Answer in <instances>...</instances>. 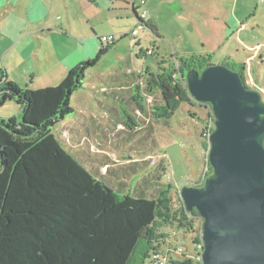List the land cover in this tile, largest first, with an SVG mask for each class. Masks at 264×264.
I'll use <instances>...</instances> for the list:
<instances>
[{
    "label": "trees",
    "instance_id": "16d2710c",
    "mask_svg": "<svg viewBox=\"0 0 264 264\" xmlns=\"http://www.w3.org/2000/svg\"><path fill=\"white\" fill-rule=\"evenodd\" d=\"M137 10L136 25L157 34L156 25L144 21ZM115 43L103 44L94 59L70 69L59 84L40 89H23L11 82L7 69L0 65V109L14 101L21 116L0 117V264H145L147 259L157 264V256L165 254L161 246L169 236L161 230L165 225L186 230L185 236L196 232L194 243L202 244L203 220L196 209L189 212L183 201L174 209L171 198L165 197L170 192L167 187L156 197H148L147 190L161 185L158 182L133 193L126 181L112 182L110 175L116 172L103 158L101 163L95 157H99L97 153L81 152L83 142L91 148L94 134L99 135L95 133L98 120L88 118L80 129L65 126L59 137L53 132L52 127L75 112L71 98L84 87L88 70ZM177 61L178 68L173 65L157 78L139 77L134 72L126 73L125 78L120 75L119 89L110 93L133 111L130 120L120 111H112L114 126L147 125L138 133L143 135L138 141L145 153V164H139L142 167L151 159L148 150L154 151L157 144L151 134V116L155 121L168 120L184 104H202L190 95L181 74L190 69L201 72L211 65L210 56L191 55ZM224 63L247 82L245 63L230 59ZM151 95L156 97L153 105L148 103ZM200 119L208 125L207 120ZM211 120L214 122L212 114ZM122 133L126 132L121 130L112 138ZM108 134L103 133L105 137ZM204 145L208 150L209 142ZM144 146L149 147L146 150ZM89 160L92 168L86 165ZM207 168L206 178L213 173L208 161ZM196 220H200L199 226ZM196 251L200 249L196 247ZM170 260L173 264L192 263L191 259H174L172 255Z\"/></svg>",
    "mask_w": 264,
    "mask_h": 264
},
{
    "label": "rangeland",
    "instance_id": "374dc122",
    "mask_svg": "<svg viewBox=\"0 0 264 264\" xmlns=\"http://www.w3.org/2000/svg\"><path fill=\"white\" fill-rule=\"evenodd\" d=\"M41 2L44 1L0 0V65L8 69L10 81L23 89L44 87L49 77L46 74L42 75V71L46 72L53 60L50 58L44 60V56L41 54L38 56V53L35 56V50L46 48L45 45L42 47L43 41L39 40L41 34L28 33L26 40L21 43L20 50L14 47L12 51L7 52L6 48L15 43L25 31H33V28L39 25L50 23L54 16L66 17L69 12L62 0H45L48 10L53 13L41 15ZM156 2L158 1L150 0L153 5ZM167 3L160 0L155 10L150 12V18L156 21L157 34L141 26H138L140 32L138 36L120 34L119 32H129L132 29L133 24L126 19L121 20L120 23L123 24H118L117 21L116 24H111L108 20L102 24L105 30L114 29L116 43L102 56L96 66L88 70L84 87L72 95L71 105L75 112L52 129L59 137V132L63 131L65 126H77L80 129L83 127L82 124L86 123L87 117L93 116L98 120L95 133H99V137L94 134L91 148L83 142L84 150L81 152L97 153L99 157L96 155L95 157L100 159L101 163L103 158V162L113 167L112 171L116 172L110 175L112 182L117 184L126 181L133 193L142 187L145 190L150 185H155V182L160 183L162 186L147 190L148 197L151 198L156 197L160 189L167 187L170 192L165 197H170L173 208L178 209L183 201L180 189L200 184V179L208 170L209 149L206 150L204 144L210 143V140L205 133L209 124L215 128L209 105L184 104L168 120L155 121L151 116L154 121L151 134L154 135L157 144L154 151L148 150L152 153L151 159L147 166L142 167L139 164H145L146 161L143 160L145 153L138 141L142 140L143 135L138 133L145 130L147 125L138 122L137 126L132 125L131 128L124 125L114 126V119L110 115L112 111H120L127 120H130L133 111L130 106L120 100L117 101L110 93L113 89H119L122 82L120 75L125 78L126 73L134 72L139 77L152 75L157 78L173 65L177 67V58L209 55L211 64H222L230 59L236 63H245L247 68L253 66V70L245 71L247 85L260 91L264 100V0H194L190 5H186L184 0L183 5L186 6L184 10H177ZM58 4L64 8L56 10ZM79 8L80 4H77L78 12ZM149 9L143 5L139 9L140 15ZM120 12L121 17H124L123 12ZM76 20L79 24L80 19L76 17ZM111 25H114L113 28ZM102 45L99 38L87 40L80 48L83 58L81 61L94 59ZM148 49L154 53L148 54ZM57 51L75 66L81 62L76 60V56H79L76 55V45L69 42H64L63 46L57 44ZM18 52L22 55L18 56ZM28 71L32 73L28 75L32 79V84H29L30 78L26 79L24 75ZM21 79L26 80L25 83ZM53 79L51 77L52 81ZM143 81L145 82V79ZM59 83L56 81L51 85ZM148 99V103L153 105L156 97L151 95ZM189 111L198 116L192 115ZM19 112L18 104L9 101L0 109V117L21 118ZM201 117L207 120L208 125L200 119ZM146 118L148 119V116ZM121 130L126 133L112 138ZM104 131L110 135L105 137ZM132 134L138 135L131 137ZM148 147L144 146V149L147 150ZM91 164L93 162L89 160L86 165L92 168ZM106 169L107 166H104L103 172H106ZM135 169L136 171H132ZM196 224L199 226L200 220H196ZM161 230L169 234L161 246V251L165 252L164 256L167 258L166 264H173L170 260L171 255L174 259H191V264H203L201 260L203 251H196L200 244H195L193 240L196 232L185 236L186 230L172 228L170 225L162 226ZM145 264H152L151 259H147Z\"/></svg>",
    "mask_w": 264,
    "mask_h": 264
},
{
    "label": "water",
    "instance_id": "95a60500",
    "mask_svg": "<svg viewBox=\"0 0 264 264\" xmlns=\"http://www.w3.org/2000/svg\"><path fill=\"white\" fill-rule=\"evenodd\" d=\"M190 95L210 104L215 128L203 186L183 202L203 220V264H264V100L225 63L181 74Z\"/></svg>",
    "mask_w": 264,
    "mask_h": 264
},
{
    "label": "crops",
    "instance_id": "0c3cea01",
    "mask_svg": "<svg viewBox=\"0 0 264 264\" xmlns=\"http://www.w3.org/2000/svg\"><path fill=\"white\" fill-rule=\"evenodd\" d=\"M43 1L45 2V0ZM157 1L160 2V0ZM164 1L168 2L167 5L172 6L177 10H184V7H186L185 4L183 5L184 0H164ZM44 2H41L40 14L41 15L52 14L53 11H49ZM62 2H64V5L69 10V12H67L66 17L61 18L54 16L53 20L50 23L39 25L33 28L34 29L33 31H25L20 35V37L17 38L15 43L9 45L6 48L7 52L12 51L14 47H17L18 50H20L21 43L24 40H26L28 33L37 34V35L41 34L42 37H39V40L43 41L42 47H44L45 45L46 48L45 49L38 48L37 50H35L34 51L36 52L35 56L38 53V56H40V54L44 56V60L49 58L53 60L52 64L49 63L50 65L46 69V72L42 71L43 72L42 75L45 76L46 74L49 77L46 80V83H44L43 85L44 87L54 86L51 85V83L56 81L60 82L63 79V77L69 72V70L75 67L73 63L69 62V60L67 59H64V56L58 53L57 44L63 46L64 42H69L71 45L74 46L76 45L77 48L76 55H79L76 56V60H79L80 62L81 60H83V58L81 57L82 55L80 52V48L87 40L89 41L93 40L95 39V37L98 38V36L103 34H116V32H114V29L105 30V28L102 26V24H105L106 20H108L109 22L111 21V24H116V21L118 24H123L120 23L121 20L126 19L130 22V24H133L132 25V29H133L138 23V19L134 14L135 13L134 9L137 8L138 9L137 12L139 16L142 17V15H140L139 9L143 5H145L147 6V8L150 9L147 11L146 18H142V19H144V21L151 22V24H156L155 19L150 18V12L151 11L153 12L155 10L156 8L155 6L158 4V2H156L153 5L150 3V0H147L145 4H140L139 2H135L134 0H62ZM190 2L194 3V0H185L186 5H190L191 4ZM77 4H80V8H79L80 12H78L77 11L78 9H76ZM130 6H131V10H130ZM59 8H64V7L59 6L58 4L56 10H58ZM120 11L123 12L124 17H121L122 13ZM76 17L80 19L79 24L76 23L77 22ZM111 26L113 28L114 25ZM116 30H120V29H116ZM129 32L122 31L119 33L129 34ZM139 34L140 32L138 33V35ZM21 55H22L21 52H18V56ZM59 65H61L60 68ZM252 67L253 66L247 69L251 71L253 70ZM29 74L32 73L30 71L24 73L26 79L30 78V76L28 77ZM51 77L54 78L53 79L54 81L51 80ZM21 81L25 83L26 80L21 79ZM29 84H32L31 78L29 79ZM91 117H87V119Z\"/></svg>",
    "mask_w": 264,
    "mask_h": 264
},
{
    "label": "built area",
    "instance_id": "2783aa9c",
    "mask_svg": "<svg viewBox=\"0 0 264 264\" xmlns=\"http://www.w3.org/2000/svg\"><path fill=\"white\" fill-rule=\"evenodd\" d=\"M134 1L135 2H139L140 4H145L147 2V0H134ZM146 16H147V12H144L142 14V17L141 18H146ZM139 26L144 27L143 25H139ZM138 33H139V31H138V25H136L129 32V34H131L132 36H138ZM116 37L117 36L115 34H103V35L98 36V38L101 40V42L103 44H111V43L115 42L116 41ZM147 53L148 54H153V51L151 49H149L147 51ZM212 127H213V125L212 124H209V127L206 128L205 136L207 138H209V139H210V135L212 133L211 132ZM205 180H206V176L204 175L203 178H202V180H201V183H204ZM202 236H203V229H202ZM199 249H200V251H203V249H204L203 241H202V244L199 245ZM157 259H158L157 264H165L166 263V257L164 255H162V254L158 255L157 256ZM201 260H202V258H201Z\"/></svg>",
    "mask_w": 264,
    "mask_h": 264
}]
</instances>
